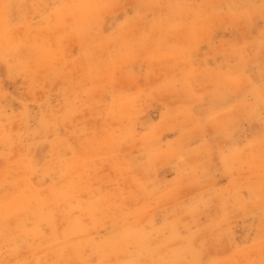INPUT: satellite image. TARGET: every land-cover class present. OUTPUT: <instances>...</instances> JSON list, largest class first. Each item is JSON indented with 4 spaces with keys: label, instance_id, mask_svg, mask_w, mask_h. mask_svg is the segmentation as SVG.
<instances>
[{
    "label": "rangeland",
    "instance_id": "obj_1",
    "mask_svg": "<svg viewBox=\"0 0 264 264\" xmlns=\"http://www.w3.org/2000/svg\"><path fill=\"white\" fill-rule=\"evenodd\" d=\"M0 264H264V0H0Z\"/></svg>",
    "mask_w": 264,
    "mask_h": 264
}]
</instances>
